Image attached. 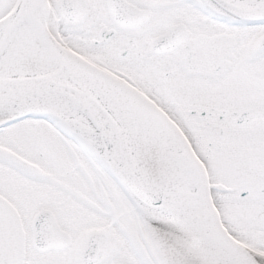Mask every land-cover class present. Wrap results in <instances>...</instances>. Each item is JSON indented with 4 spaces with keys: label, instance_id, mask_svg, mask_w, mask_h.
Returning a JSON list of instances; mask_svg holds the SVG:
<instances>
[{
    "label": "snow or ice",
    "instance_id": "6c2138e0",
    "mask_svg": "<svg viewBox=\"0 0 264 264\" xmlns=\"http://www.w3.org/2000/svg\"><path fill=\"white\" fill-rule=\"evenodd\" d=\"M0 264H264V0H0Z\"/></svg>",
    "mask_w": 264,
    "mask_h": 264
}]
</instances>
